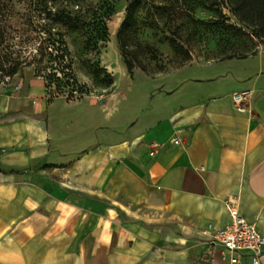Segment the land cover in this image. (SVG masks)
Wrapping results in <instances>:
<instances>
[{"label":"crops","instance_id":"0c3cea01","mask_svg":"<svg viewBox=\"0 0 264 264\" xmlns=\"http://www.w3.org/2000/svg\"><path fill=\"white\" fill-rule=\"evenodd\" d=\"M263 58L187 79L132 124L110 95L48 101L26 66L0 87V264H220L206 230L230 223L229 197L264 235Z\"/></svg>","mask_w":264,"mask_h":264},{"label":"rangeland","instance_id":"374dc122","mask_svg":"<svg viewBox=\"0 0 264 264\" xmlns=\"http://www.w3.org/2000/svg\"><path fill=\"white\" fill-rule=\"evenodd\" d=\"M6 1L11 12L3 17V24L14 38L4 44L8 48L5 51H19L30 60V54L39 46V39H29L30 32L26 30L30 27L24 24L29 17V1ZM111 1L115 11L108 20L109 39L102 43L99 54L89 55L94 62H100L111 78L103 82V75L95 73L90 64L77 62L76 75L85 91L78 99H94L102 103L110 95L108 102L115 117H132L131 124L156 109L164 99L175 97L179 90L170 93L171 89L189 78L216 71L252 70L260 65L264 31L253 21L252 10L242 0ZM131 4L136 7V15L126 50L135 64L132 74L124 63L117 39ZM16 27L24 28L25 32L12 31ZM15 33L19 36L16 37ZM68 41L75 48L71 38ZM242 54L251 58L223 59ZM211 62L215 63L209 67ZM6 66L13 64L9 62ZM17 77L11 78L0 71V87L18 85L21 80ZM58 96L66 99V94L54 96L51 89H46L48 101Z\"/></svg>","mask_w":264,"mask_h":264},{"label":"trees","instance_id":"16d2710c","mask_svg":"<svg viewBox=\"0 0 264 264\" xmlns=\"http://www.w3.org/2000/svg\"><path fill=\"white\" fill-rule=\"evenodd\" d=\"M28 25L26 31L30 38L38 37L39 46L29 57L22 56L21 52L8 50L4 44L12 37L4 26V16L11 12L6 0H0V71L6 72L11 78L23 77L25 66L33 65L36 75L45 80L46 89H51L54 96L66 94L67 100L80 98L85 91L80 85L76 64L87 63L95 68V73L102 74L101 81L106 82L111 76L108 71L94 62L90 54H99L102 43L109 39L108 20L114 13L115 7L111 0H28ZM252 10L253 21L264 31V0H242ZM11 2V1H9ZM19 2V0H18ZM136 7L131 4L127 16L123 21L117 39L120 43L124 63L130 74L135 68L134 62L129 59L127 39L133 30ZM37 18H34L36 17ZM34 18V19H33ZM38 20V21H37ZM24 28L16 27V33H21ZM25 32V30H24ZM15 36H19L16 35ZM22 37V34H21ZM71 38L75 48L69 43ZM188 55L189 52L179 46ZM190 56V55H189ZM246 55L226 56L223 59L245 58ZM10 62L7 68L6 64ZM143 70L145 66L140 65ZM16 79V78H15ZM108 82V81H107ZM110 82V81H109Z\"/></svg>","mask_w":264,"mask_h":264},{"label":"built area","instance_id":"2783aa9c","mask_svg":"<svg viewBox=\"0 0 264 264\" xmlns=\"http://www.w3.org/2000/svg\"><path fill=\"white\" fill-rule=\"evenodd\" d=\"M251 96V90H241L231 98L235 108L245 112ZM226 205L231 221L222 228L209 225L207 244L211 249L220 248V264H264V235L241 214L232 197L227 198Z\"/></svg>","mask_w":264,"mask_h":264}]
</instances>
